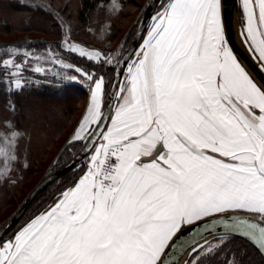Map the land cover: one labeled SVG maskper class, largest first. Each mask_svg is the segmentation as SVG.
I'll return each instance as SVG.
<instances>
[{"label":"snow or ice","instance_id":"snow-or-ice-1","mask_svg":"<svg viewBox=\"0 0 264 264\" xmlns=\"http://www.w3.org/2000/svg\"><path fill=\"white\" fill-rule=\"evenodd\" d=\"M242 15L239 35L264 68V0H242ZM141 38L122 60L66 36L68 50L116 69L113 90L84 72L93 86L75 138L87 170L0 240V264H169L178 242L185 264H200V227L264 250V80L234 52L221 0H168ZM0 67L9 91L23 87L20 64ZM5 125L7 165L21 133ZM187 231L199 239L185 246Z\"/></svg>","mask_w":264,"mask_h":264},{"label":"trees","instance_id":"trees-1","mask_svg":"<svg viewBox=\"0 0 264 264\" xmlns=\"http://www.w3.org/2000/svg\"><path fill=\"white\" fill-rule=\"evenodd\" d=\"M55 1L0 0V37L11 38L0 40V64L5 59H14L23 64L21 67L24 70L23 87L9 91V84L2 75L6 69L0 67V80H3L0 82V146L4 144L6 120L16 125L13 131L21 133L15 138L14 151H10L7 165L5 157L0 156V176L4 177L0 179V217L7 208L17 205L19 196L25 199L41 180L72 163L84 147V141L71 138L88 104L87 90L91 81L84 72L97 77L103 75L108 93L116 77V69L108 63L102 64L64 49L65 37L92 43L106 53L120 46L119 56L122 57L151 2L149 0L144 6L141 0H78L73 5L72 0H58L59 7L56 9L52 6ZM130 3L136 4V13L131 15L134 17L132 25L125 30L119 21L130 17L127 12ZM6 9L22 15L21 22L12 23ZM140 11L141 15L135 22ZM71 15L74 16V23L68 21ZM145 32L146 29L143 35ZM141 42L142 38L139 46ZM13 49L22 51L16 53ZM48 57L63 60L72 68L43 61ZM107 98L105 95L104 106ZM34 131L37 139H33ZM8 138L12 139L10 133ZM12 156H15L14 160ZM81 168L87 169L86 161L40 192L18 224L2 240H6L31 216L51 204L58 193L72 185L83 174ZM40 173L42 177L32 184L34 176ZM200 254L192 257L199 258L200 264H264L257 250L236 237L224 239L211 253Z\"/></svg>","mask_w":264,"mask_h":264},{"label":"water","instance_id":"water-1","mask_svg":"<svg viewBox=\"0 0 264 264\" xmlns=\"http://www.w3.org/2000/svg\"><path fill=\"white\" fill-rule=\"evenodd\" d=\"M159 1L160 0H151L150 4L145 9L140 24L135 33V36L130 46L128 47L123 57L121 58L122 60L123 58L127 57L128 53L133 48L136 49L138 48L139 42L146 29L147 23L151 19L157 5L159 4ZM221 2L223 5V14L228 29V35L230 37L231 46L233 47L234 52L236 53L238 58L245 64L248 70L253 74L254 78L257 81L264 80V68H261L260 65L256 62V60L251 56V54L247 50V46L242 42V39L239 35L241 23L238 16L237 0H221ZM113 85L111 87V91L113 90ZM114 103H115V98L113 97L112 100L110 101L108 97L105 106L111 107L112 105H114ZM89 155L90 153H88V150L84 145L78 157L75 158L72 163L41 180L34 187L31 193L26 197V199L21 204V206L16 211V213L10 218L9 222L0 230V240L5 238L13 230V228L18 224V222L25 214L27 208L30 206V204L33 202V200L37 197V195L40 192H42L47 186H49L51 183L59 179L61 176H63L64 174L75 168L78 164L85 161ZM198 231L204 237V239L200 240V244L203 246L213 240H218L223 238L222 231L217 228L212 229L210 234L206 233V230L203 227H200ZM231 237L240 238L245 242H247L248 244H250L255 250H257V252L264 260V250L259 249V247L255 245L250 239H247L242 235H233ZM194 238L199 239V237H195L193 231H187L183 235L182 241L185 242V246H187V244L192 243V240ZM179 243L180 242H178V246L176 249L167 250L169 251V256L167 257L169 264H185V261L189 260V258L192 256L191 249L189 248L185 252L183 248L179 247Z\"/></svg>","mask_w":264,"mask_h":264},{"label":"rangeland","instance_id":"rangeland-1","mask_svg":"<svg viewBox=\"0 0 264 264\" xmlns=\"http://www.w3.org/2000/svg\"><path fill=\"white\" fill-rule=\"evenodd\" d=\"M16 1H19V2H22V1H30V0H16ZM47 1V0H46ZM77 2H78V0H72V4L73 5H76L77 4ZM141 2H142V4H144V6H146L147 5V3L149 2V0H141ZM159 7H158V10L155 12L154 11V13H153V15H152V17L158 12V11H160V9H161V5L162 4H166V3H168V0H160L159 1ZM59 4H58V0H56L55 2H54V4H52V6L54 7V8H58L59 6H58ZM238 9H239V12H238V16H239V19L241 18L240 16H241V12H242V0H238ZM135 7H136V4L134 5V3L132 4V3H130V4H128L127 5V12H128V14H129V18H125L124 20H123V18H122V20L121 21H119L120 23H121V26H122V28L123 29H125V30H128L129 28H130V26L132 25V23H133V20H134V17H132L131 15H133L134 13H136V11L134 10L135 9ZM156 10V9H155ZM6 11V13L9 15V17H10V20L12 21V23H14V24H18V23H20L21 22V20L23 19V16L22 15H20V14H17V12H13V11H11L10 9H6L5 10ZM141 15V11H140V13H138V16H137V18H136V20H135V22L137 21V19L139 18V16ZM72 16V15H71ZM73 17L74 16H72L71 18H69L68 19V21L69 22H71V23H74V21H73ZM152 17H151V19L148 21V23H147V26H146V32H145V35H146V33H147V29H148V26L151 24V22H152ZM67 18V17H66ZM240 23H241V20H240ZM25 38H29L28 36H26ZM66 38V37H65ZM68 38H71V39H68V41L70 42V43H73V44H77V45H79V46H81V47H84V48H86L87 50H91V51H100V52H102L103 54H105V55H107V54H111V55H113V56H119V54H120V46H117V47H115L113 50H111L110 52H108V53H106L105 51H103L102 49H100V48H98V47H96L95 45H93L92 43H88V42H84V41H82V40H79V39H73L72 37H68ZM11 38L9 37V36H2V37H0V40H3V41H8V40H10ZM62 46H63V48L64 49H66V50H68L67 49V46H66V44H65V39L63 40V44H62ZM138 49H139V47H138ZM68 51H71V50H68ZM71 52H73V51H71ZM105 52V53H104ZM126 52V51H125ZM73 53H76V52H73ZM76 54H78V55H80L79 53H76ZM82 56V55H81ZM84 57H86V56H84ZM123 57V56H122ZM121 57V58H122ZM25 58V57H24ZM86 58H88V57H86ZM101 59H103V57H101ZM57 60H60V59H57V58H53V57H48V58H46V59H43V61H46V62H52V63H55V64H58V65H60V66H62V67H64V68H72V66L69 64V63H67V62H65L64 61V63H57L56 61ZM91 60H93V61H98V60H95V59H91ZM26 63H27V60H26ZM25 63V64H26ZM105 64L107 63L106 61L104 62ZM21 66L23 65V64H20ZM25 66V65H24ZM24 70H22V76H21V78H22V80H23V82H24ZM97 77V76H96ZM97 78H99V76L97 77ZM92 86H93V84H92V82H91V84H90V86H89V88H88V90H87V93H88V97H91V91H92ZM111 91V90H110ZM89 99V102H90V98H88ZM107 101V100H106ZM106 104V103H105ZM103 105H104V99H103ZM87 108H88V104H86V107H85V109H84V112H83V114L81 115V117H80V119H79V121H78V124L76 125V128L74 129V131H73V133H72V140H74V141H83L81 138H75V131H76V129L78 128V126H79V124H80V122H81V120H82V118H83V116H84V114L86 113V110H87ZM32 135H34V138L33 139H37V133H36V131H34L33 132V134ZM3 147H5V145L3 144V145H1L0 146V148H3ZM10 153V152H9ZM91 154V153H90ZM0 156H4L2 153H0ZM89 157H87V159H88ZM87 159L85 160L86 161V164H87ZM87 170V169H86ZM42 177V174L40 173V174H37L36 176H34V178L32 179V181H31V183L32 184H34L35 182H37L40 178ZM24 196H19V198H17V205H13V206H10L9 208H7V210L5 211V213L3 214V216L2 217H0V227H2V226H5L8 222H9V220H10V218L16 213V211L19 209V207L21 206V204L24 202V200L26 199H24L23 198ZM222 240H224V238H221V239H218V240H213V241H211V242H209V243H207V244H205L204 245V250L201 252V254H200V256L201 255H205V254H208V253H211V252H213V250L215 249V248H217V246H219V244L221 243V241Z\"/></svg>","mask_w":264,"mask_h":264},{"label":"crops","instance_id":"crops-1","mask_svg":"<svg viewBox=\"0 0 264 264\" xmlns=\"http://www.w3.org/2000/svg\"><path fill=\"white\" fill-rule=\"evenodd\" d=\"M237 4H238V0H237ZM237 7H238V5H237ZM242 19H243V15H242V12H241V22H242ZM141 43H142V42H141ZM90 95H91V94H90ZM89 98H91V97H89ZM103 99H104V97H103ZM89 103H90V102H89V99H88V105H89ZM90 155H91V154H90ZM90 155H89V156H90ZM89 156H88V157H89ZM87 166H88V159H87Z\"/></svg>","mask_w":264,"mask_h":264},{"label":"clouds","instance_id":"clouds-1","mask_svg":"<svg viewBox=\"0 0 264 264\" xmlns=\"http://www.w3.org/2000/svg\"><path fill=\"white\" fill-rule=\"evenodd\" d=\"M4 177L3 176H0V179H3Z\"/></svg>","mask_w":264,"mask_h":264}]
</instances>
